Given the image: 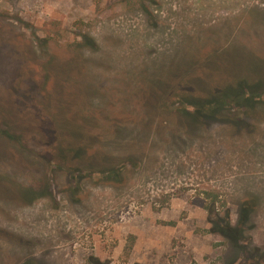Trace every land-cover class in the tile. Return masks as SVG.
<instances>
[{
	"label": "rangeland",
	"instance_id": "rangeland-1",
	"mask_svg": "<svg viewBox=\"0 0 264 264\" xmlns=\"http://www.w3.org/2000/svg\"><path fill=\"white\" fill-rule=\"evenodd\" d=\"M263 77L264 0H0V264H264V107L196 105Z\"/></svg>",
	"mask_w": 264,
	"mask_h": 264
},
{
	"label": "trees",
	"instance_id": "trees-1",
	"mask_svg": "<svg viewBox=\"0 0 264 264\" xmlns=\"http://www.w3.org/2000/svg\"><path fill=\"white\" fill-rule=\"evenodd\" d=\"M95 46L94 41L91 40V43ZM203 102L206 105L203 106ZM196 104L198 107L207 108V112H210L208 115L215 116L222 112L227 106H233L239 109H256L259 106L264 107V77L259 79L253 84H249L248 79L238 80L232 85L225 87L220 94L214 96L208 100H204ZM190 104V103H188ZM197 108V107H196ZM201 111H198L197 114H200ZM188 116H191L187 113ZM194 116H197L194 114ZM4 136H8L11 139H14L12 134H9L8 131H2ZM124 168V164L119 166L118 168H112L110 170L103 171L104 175L113 176L122 172Z\"/></svg>",
	"mask_w": 264,
	"mask_h": 264
}]
</instances>
